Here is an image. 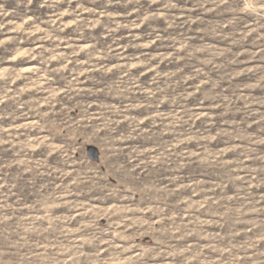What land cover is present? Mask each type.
Here are the masks:
<instances>
[{"label":"clouds","instance_id":"clouds-1","mask_svg":"<svg viewBox=\"0 0 264 264\" xmlns=\"http://www.w3.org/2000/svg\"><path fill=\"white\" fill-rule=\"evenodd\" d=\"M0 264H264V0H0Z\"/></svg>","mask_w":264,"mask_h":264}]
</instances>
